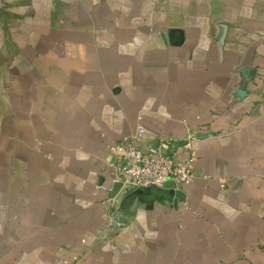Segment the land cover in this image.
Here are the masks:
<instances>
[{"label": "crops", "instance_id": "1", "mask_svg": "<svg viewBox=\"0 0 264 264\" xmlns=\"http://www.w3.org/2000/svg\"><path fill=\"white\" fill-rule=\"evenodd\" d=\"M139 127L190 185L99 190ZM0 264H264V0H0Z\"/></svg>", "mask_w": 264, "mask_h": 264}, {"label": "built area", "instance_id": "2", "mask_svg": "<svg viewBox=\"0 0 264 264\" xmlns=\"http://www.w3.org/2000/svg\"><path fill=\"white\" fill-rule=\"evenodd\" d=\"M142 127L135 135L123 137L117 143H110L107 149L113 159V178L111 186L100 185L99 190L124 195L143 189H167L170 186L190 185L195 178L194 159L191 155L179 157L177 150L190 151V138L180 141L164 138L149 147H141L138 139L142 136ZM115 197L107 199L110 206V226L119 229L123 223L117 218ZM76 260V259H74Z\"/></svg>", "mask_w": 264, "mask_h": 264}, {"label": "water", "instance_id": "3", "mask_svg": "<svg viewBox=\"0 0 264 264\" xmlns=\"http://www.w3.org/2000/svg\"><path fill=\"white\" fill-rule=\"evenodd\" d=\"M143 190H145V189H143ZM136 191H138V190H136Z\"/></svg>", "mask_w": 264, "mask_h": 264}]
</instances>
